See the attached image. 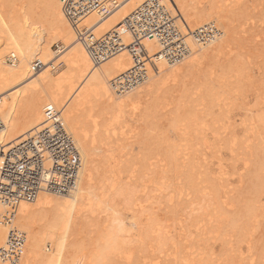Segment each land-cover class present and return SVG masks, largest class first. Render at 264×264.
Segmentation results:
<instances>
[{
  "label": "bare ground",
  "instance_id": "obj_1",
  "mask_svg": "<svg viewBox=\"0 0 264 264\" xmlns=\"http://www.w3.org/2000/svg\"><path fill=\"white\" fill-rule=\"evenodd\" d=\"M232 1L25 0L19 4L0 0V159L17 145L24 147L28 135L46 124L50 111L58 112L57 119L79 157L77 182L69 191L40 189L32 199L0 194V264H122L120 260L151 264L145 252L150 254L151 242L150 248L161 251L167 246L168 218L172 225L176 223L173 229L180 231L179 236L184 227H188L187 236L191 226L195 233L198 225V240L219 228L230 231L233 239H224L225 256L214 262L202 249L187 250L193 242L185 236L187 244H176L164 257L166 263L160 264H254L252 252L264 264V238L259 242L258 237L264 214V69L251 76L242 54L246 45L251 51L255 47L258 53L264 51V12L261 26H256L254 11L244 10L240 0ZM243 17L251 19L246 27L240 26ZM51 44H57L56 50ZM218 67L221 74L216 76ZM227 76L237 81L225 84L235 86L236 97L217 91L222 79L218 77ZM203 77H214L217 88L212 86L214 80L205 84L206 106L201 103L198 108L200 103L194 107L185 101L186 106L170 107L174 115L169 131L161 133L148 114L150 106L162 95L165 100L169 90L182 94L189 86L186 80L200 83ZM242 79L253 87L248 98L238 91L240 82L244 85ZM95 104L101 106L100 123L95 121L97 116L90 118ZM128 108L134 118L142 115L144 122L138 142L133 138L135 154L120 143L114 127H107L119 117L116 112ZM178 108L196 109L198 115ZM85 116L88 123L93 121L92 129H86ZM237 116L243 133L236 128ZM191 137L200 142L201 148L195 149L199 153L188 143ZM226 145L234 160L242 156L244 171L239 181L243 182L245 173L251 174L247 190L253 196L249 199L239 193L237 198L236 187L227 185L221 153L216 154ZM36 147L40 149L37 143ZM208 148H216L211 152L218 162L216 177L211 175ZM20 156L14 153L9 158L18 162ZM169 173L174 175L170 176L173 182ZM0 184L8 187L2 173ZM176 185L179 198L172 200L168 192L167 214H163L158 197ZM148 190L156 195L147 196ZM210 195L214 201L204 206L202 200ZM116 197L123 199L120 205L127 215L120 216L116 204H110L119 200ZM104 209L114 215L103 223L95 221ZM87 217L98 234L92 238L80 234L85 224L78 221ZM241 242L246 244L247 259Z\"/></svg>",
  "mask_w": 264,
  "mask_h": 264
},
{
  "label": "rangeland",
  "instance_id": "obj_2",
  "mask_svg": "<svg viewBox=\"0 0 264 264\" xmlns=\"http://www.w3.org/2000/svg\"><path fill=\"white\" fill-rule=\"evenodd\" d=\"M3 1V0H2ZM23 1V0H22ZM25 1V0H24ZM21 2V0L19 1V0H17V2L20 4V3H23V4H25V2ZM241 2H239L238 3V5L239 6H241V7H243L244 8V10H245V8L247 7L249 10H252V11H254V20L256 21V26H258V25H260L261 23L259 22V20H261L260 19V15H261V13L262 12H264V3L263 2H261V0H240ZM250 1V2H249ZM232 2H234V0L232 1ZM255 2V3H254ZM18 3H16V4H18ZM243 3H244V6H243ZM260 3V4H259ZM257 4H259V5H257ZM255 8H254V7ZM260 6H261V10H260ZM259 12V13H258ZM257 13V15H255ZM243 20V21H242ZM241 21L243 22V23H241V27H246L247 26V24L249 23L248 22V20L249 21H251V19H247V21H245V18L243 17V19H242ZM262 20H264V19H262ZM258 22V23H257ZM244 25V26H243ZM261 25H264V24H261ZM260 25V26H261ZM246 44V43H245ZM52 45V49L53 50H56V46H57V44H51ZM255 48H258L259 49V47H255ZM247 49V50H246ZM258 49H256V51L258 50ZM245 52L244 51H242V54H243V57L246 59V60H248L247 61V63H249V65H247L246 64V66L247 67H249L248 69H252V70H249L250 71V73H251V76L253 75H255L258 71L259 72H262L261 70H263L264 69V51L263 52H256V51H251L252 49H251V47H247V45L245 46ZM247 53V54H246ZM262 55V56H261ZM248 56H250V58L248 57ZM252 56V57H251ZM241 57H242V55H241ZM243 58V59H244ZM248 58V59H247ZM244 59V60H245ZM261 63V64H260ZM251 64V65H250ZM221 68V67H220ZM216 70L218 71H220V69H219V67L218 68H216ZM218 71V73H217V75L216 76H218V74L220 75L221 74V72H219ZM210 74V73H209ZM206 77L208 76L207 74H204ZM219 78H222V79H219ZM225 77H218V79L219 80H221V82H219V83H221V88H216V87H214L215 85H214V83H215V80H214V77H213V79L211 78H202L203 79V82H200L199 83V81H198V83H199V85H198V83H196L197 81L195 80L194 82H192L191 80H186V82L187 81H189V82H191V84H189V82H187L186 83V85H189L188 86V88L186 87V90H187V92H186V90L185 91H183L182 92V94H181V92H178L179 94H176L177 92L176 91H174V90H169V93L167 94H165L166 96L164 97L165 98V100H163V96L164 95H162V97L158 100V101H155V102H153L154 104H153V106L151 105L150 106V110H151V112L153 113V114H156V115H154V116H156V119H155V117H153V114L151 113V112H149L148 111V114L149 115H151L152 116V118H153V120L155 121V125H156V127L159 129V131L161 132V133H163V134H167V132L169 131V124H170V119H171V117H172V115H174V112H170V109L174 106V108H175V110L177 109V107H175L176 105L178 106L179 104V107H181V104L182 105H184V106H186V102H188L187 103V105L188 104H190V105H192V106H196V104L197 103H200V104H198V108H200L201 107V105L204 103V105L206 106V99H207V92H206V88L207 87H205V84L207 85V86H209V85H211V82H212V80H214L213 82H212V86L214 87V88H216L217 89V91H219V92H223V94L227 97V95L229 94V96L231 95V96H237V94H238V92L235 90L236 88H235V86H225V84H226V81L228 82V81H231V80H233V81H235V83L237 82L236 80H234V77H230V76H227L225 79H224ZM30 79H32V77L30 78ZM210 79V80H209ZM227 79V80H226ZM204 80H205V82L206 81H208L207 83H204ZM211 81V82H210ZM225 83H224V82ZM241 81H243L244 83V85H242V83L240 82V89L238 90V91H242L243 90V92H244V95L242 96V97H246V98H248L247 96L248 95H250V96H252V93H253V87L250 85V84H245V81H244V79H242ZM197 86V89L195 88L196 86L194 85V84ZM200 84H202V88H203V90L201 89V85ZM222 84H224L223 86H222ZM170 85H173V84H170ZM191 85V86H190ZM204 85V86H203ZM245 85H246V87H245ZM238 86V85H237ZM190 87H193L192 89H194V90H192ZM225 87H227L228 88V90L225 88ZM244 87H245V89H244ZM248 87V88H247ZM242 88V89H241ZM176 90H183V88L182 87H179V88H175ZM189 89V90H188ZM200 89V90H199ZM219 89H221V90H219ZM192 90V91H191ZM245 90V91H244ZM248 90V91H247ZM188 91H189V95L187 94L188 93ZM198 91H199V93H198ZM203 91V92H202ZM171 92H173V93H171ZM190 92L193 94V96H194V100H193V96L191 97V94H190ZM231 92V93H230ZM175 93V94H174ZM200 94L199 96H198V94ZM201 93L203 94V95H201ZM227 93V94H226ZM236 93V94H235ZM246 93V94H245ZM197 94V95H196ZM167 95H168V97H167ZM186 95V96H185ZM196 95V96H195ZM239 95V94H238ZM179 96V97H178ZM182 96V97H181ZM204 98H203V97ZM228 96V97H229ZM235 96V97H236ZM170 97V99H168ZM181 97V98H180ZM191 97V98H190ZM222 97H224V96H221L220 98H222ZM167 98V99H166ZM173 98V99H172ZM177 98H179L180 99V102H179V99H177ZM199 98H202L201 99V102H199L200 100H199ZM161 99L163 100L162 102H161ZM174 99H175V101H174ZM183 99V101H181ZM171 100V101H170ZM176 100H177V103H176ZM188 100V101H187ZM192 100V101H191ZM166 101H168V103H166ZM186 101V102H185ZM241 101L242 100H238L237 102H239V103H241ZM173 102H175L174 104H173ZM193 102V103H192ZM195 102H196V104H195ZM167 105H166V104ZM171 103V104H170ZM184 103V104H183ZM202 103V104H201ZM164 104V105H163ZM96 105V104H95ZM160 105V106H159ZM172 105V106H171ZM169 106V107H168ZM194 106V107H195ZM157 107V108H156ZM171 107V108H170ZM100 108H101V106L100 105H96V106H93L92 107V111H91V113H93V114H91V116H90V118L92 119V118H94L93 120H95V116H97V118H96V122H98V123H100V121H102L103 120V118L102 119H100L101 117H102V115H101V113H100ZM155 108V111H153L152 109H154ZM174 108H173V110H174ZM157 109H159V110H157ZM179 109V108H178ZM130 109L128 108V109H126L124 112H122V111H119V112H116L117 113V116H119V117H117V118H115L114 120H116V122L113 120H111L110 121V124L108 123L107 124V127H110V128H113L114 127V129H115V131H116V134L117 133H120V135L119 134H117V136H119V137H117V138H119V139H121V142H120V140L118 139V141L120 142V143H122L123 142V145L125 146V148H126V150L129 152L130 150H131V153H136L137 152V150H138V148H137V146H135L137 143H135L134 142V139L133 138H135L136 137V142H138V140H137V133L139 134L140 133V131L142 130L141 128L143 127V120H142V115L140 116H137L136 115V117L137 118H134L132 115V112L130 111ZM148 110V109H147ZM174 110V111H175ZM179 110H185V111H187V112H193L192 114H194L195 116H193V117H197L196 116V114L198 115V111H196V109H192V108H184V109H179ZM99 111V112H98ZM185 111H183V113L185 112ZM196 111V112H195ZM234 112H236V111H242L243 112V110H233ZM96 112V113H95ZM180 112H182V111H180ZM85 113V112H84ZM237 113H239V112H237ZM120 114H121V116H120ZM192 114H191V116H192ZM95 115V116H94ZM100 115H101V117H100ZM93 116V117H92ZM163 116V117H162ZM122 118V120L123 121H121V118ZM183 117V116H182ZM87 118H89V116L87 115ZM86 118V116H85V119L83 118V121H85L86 123H85V127H86V129H92L93 128V121L92 122H89L88 123V121H89V119L88 120H86L87 119ZM99 118V119H98ZM119 118V119H118ZM138 118H141L140 120H137ZM207 118V117H206ZM236 118V125H237V127L236 128H239V130H242V133H243V128L241 127V125L240 124H238V123H240V121H238L239 120V118L240 117H235ZM90 119V120H91ZM97 120H99V121H97ZM162 120V121H161ZM107 122L109 121V120H106ZM119 121V122H118ZM127 121V122H126ZM111 122L112 123H114V125L112 126L111 125ZM143 122V123H142ZM119 123V124H118ZM127 124V125H126ZM160 124V125H159ZM109 125V126H108ZM87 126H89V127H87ZM121 126V128H122V130L120 131V129L121 128H119ZM142 126V127H141ZM240 126V127H239ZM97 127H99V125L97 126ZM139 127H141V128H139ZM100 128V127H99ZM116 128H118V129H116ZM126 128V129H125ZM131 128V129H130ZM139 130H138V129ZM133 129V130H132ZM136 129V130H135ZM117 130H119V131H117ZM134 131H136V133H133ZM209 131V130H208ZM124 132V133H123ZM122 133V134H121ZM178 133V132H177ZM239 134V133H238ZM240 134H241V132H240ZM126 135V136H125ZM131 136H133V137H131ZM135 136V137H134ZM121 137V138H120ZM238 138V137H237ZM243 138V137H242ZM122 140H125V141H122ZM133 140V141H132ZM251 140H252V137H251ZM190 142H188V143H190V144H193V145H195L194 146V148H192L193 149V151L195 152L196 151V153H199V151H197V150H195L197 147L198 148H201L200 147V142L197 140V139H195V138H193V137H191L190 138V140H189ZM126 142V143H125ZM134 142V143H133ZM129 143V144H128ZM130 144H132V146H131V148H129L130 147ZM199 145V146H198ZM227 145H228V143H227ZM227 145H226V147H223V149L222 150H220V151H216V154L217 155H219L220 153H221V155H220V162H222V165L224 166L223 168H224V170L227 172V174H226V178H228V183L230 184H227L228 186H229V188L232 186V187H236V195H237V198H238V193L240 194V195H242L244 198L243 199H245V198H247V199H249V198H251L252 196H253V193L251 192V190L249 189V190H247V186H248V180H249V178L251 177V174L250 173H245V175H244V177H243V182H241V181H239V174L240 173H243V169H242V161L239 159L240 157H242V156H236V157H239L238 158V162L236 161V160H234L232 157H231V154H230V151H229V147H227ZM126 146H128V147H126ZM134 150H136V151H134ZM208 150H209V148H208ZM216 150V148H214V150H209L207 153H208V155H210V157H209V160H211V175H213V176H217L218 175V173L216 172L217 171V168H218V162H217V159L216 158H214V157H212L211 156V152L212 151H215ZM133 151V152H132ZM99 153V152H98ZM237 159V158H236ZM216 162V163H215ZM169 175V180H171L172 182H173V178H174V175L172 174V173H169L168 174ZM170 176H172V177H170ZM170 178H172V179H170ZM225 179V177H222V180H224ZM178 181H180V180H178ZM178 187V185H176V187H175V189L173 190H167V191H163V192H165V195H164V193H161L160 195H159V199H160V203L159 204H161L159 207H161V210H162V212H163V214H167V208H168V205H169V203H168V200H167V197H169V195H168V192H170L169 194L170 195H173V198H172V200H175V199H177V197H178V192H177V190H176V188ZM148 192H149V190H148ZM249 192H251V194H250V196H249ZM150 193H153V194H155L156 192L155 191H152V190H150V192L148 193V195L147 196H152V194H150ZM167 194V195H166ZM230 194V193H229ZM156 195V194H155ZM211 196V195H210ZM205 197V196H204ZM154 198V197H153ZM151 199L150 198V200H154V199ZM179 198V197H178ZM237 198L236 199H234V204H235V202L237 201ZM116 199H119L118 201L117 200H114V202L112 203V201H111V203L110 204H112V205H114V204H116V205H114L116 208H118V209H115V210H120V216H123V214H125V215H127L128 214V212H126V211H124L123 209H122V205H120V203H122V200L123 199H121L120 197L118 198V197H116ZM158 199V200H159ZM212 199V200H211ZM263 200H264V198H262ZM171 200V201H172ZM208 200H210V201H214V199H213V197L211 196V198H209V199H206V200H202L203 202V205L204 204H206L207 202H210V201H208ZM116 201H117V203H116ZM264 203V202H263ZM236 205V204H235ZM103 206V205H102ZM204 206H206V205H204ZM190 207L191 206H189L186 210H189L190 209ZM226 209H228V210H226V211H230V212H233V210H231L232 208L231 207H225ZM234 209V208H233ZM106 212V213H105ZM124 212V213H123ZM105 215H106V217H105ZM110 215H114V214H111V210H108V209H104V211L103 212H101V213H99V215L97 216L96 215V218H99V219H94L95 221H99L100 220V222H102V220L104 219V218H110L111 216ZM94 216H95V214H94ZM100 216V217H99ZM91 218H93V217H91ZM101 218V219H100ZM83 218H81L79 221H78V224H80L81 223V225H82V223L84 222V224L85 225H83L84 227H82L81 229H83L82 231H80V234H83L84 236L86 235V237H88V238H92V236L94 237V236H97L98 234H96V227H95V225H94V223H93V225H90V223H89V219L90 218H86L85 219V221H83L82 220ZM109 221V220H108ZM168 221V222H167ZM166 223H167V225H170L169 226V229L171 230L170 231V238H168V241H167V246L161 251L159 248H150V247H152L153 245H154V242H151V244H152V246H150L151 244L149 243L148 244V250L150 251V254L149 253H147V252H145V254H146V256H147V258L148 259H151V261H150V263L152 264H160V263H162V262H164V263H166V260H164V257L166 258V257H168L166 254H168V253H172V251L174 250V246L177 244H187V238L186 237H188L189 238V236L191 237V239H192V237L194 238V240L192 241L190 238V241L191 242H193V244L192 243H190V241H188L190 244H192V245H190L189 247H187V250L189 249V250H193V251H195V252H197L198 250L199 251H201V249H202V251H204V254H205V256L207 257V258H209V259H211V260H213L214 262H220V261H222V259L224 258V256H225V254H224V249L226 248V247H228V244L226 243V242H224V239H226V238H230V239H233V237L231 236V232L230 231H224V230H221V228H219V229H215V231L213 230V231H211L210 230V232H208L207 233V237L205 238V239H203L202 238V240H198V238L200 239L201 237L197 234V231L199 230V226L197 225H195L196 227V231H194L195 233H193V230L192 229H194V226H191V227H189V232H188V236L185 234V231L188 229V227H187V229L184 227V232L182 231V233H184V234H180V236L178 235L179 233H180V231L179 230H177V231H179V232H175V230L173 229V227H174V225H176V223L174 224V225H172V221H171V219L170 218H168V220H166L165 221ZM202 222V221H201ZM103 223V222H102ZM165 223V224H166ZM203 223V222H202ZM87 224V225H86ZM199 225H200V222H199ZM92 226V227H91ZM85 228V229H84ZM192 228V229H191ZM80 229V230H81ZM95 229V230H94ZM192 230V231H191ZM195 230V229H194ZM259 235H258V237L260 236V238L261 239H259V242L260 241H262V239L264 238L263 236V234H264V214H263V217H262V220H261V226H260V229H259ZM90 232H91V234H90ZM95 232V233H94ZM263 233V234H262ZM194 234V235H193ZM193 235V236H192ZM90 236V237H89ZM186 236V237H185ZM186 238V239H185ZM186 240V241H185ZM235 240V239H234ZM177 242H179V243H177ZM186 242V243H185ZM173 243H174V245H173ZM232 243H234V242H232ZM239 246H241V251H242V256L243 257H245V256H247V257H245L246 259L248 258V256H249V254H248V251H247V249H246V244H245V242H241V243H239ZM150 248V249H149ZM168 249V250H167ZM197 250V251H196ZM236 251H238V250H236ZM195 252H193V254L195 253ZM239 252V251H238ZM165 253V254H164ZM240 253V252H239ZM253 253V255L254 256H252L253 258H254V264H260V260H258V256L254 253V252H252ZM257 253H260V252H258L257 251ZM172 255H170L169 257H171ZM120 260V259H119ZM242 260V259H241ZM121 261V263L122 264H124V262L122 261V260H120ZM161 261V262H160ZM245 261V260H244ZM133 262V261H132ZM132 262L130 263V264H132ZM262 264H263V262H262Z\"/></svg>",
  "mask_w": 264,
  "mask_h": 264
},
{
  "label": "built area",
  "instance_id": "obj_3",
  "mask_svg": "<svg viewBox=\"0 0 264 264\" xmlns=\"http://www.w3.org/2000/svg\"><path fill=\"white\" fill-rule=\"evenodd\" d=\"M57 116L58 112L46 113L48 121L28 135L24 147L17 145L2 155L0 173L7 178L8 187L0 184V194L10 199H32L40 189L65 192L75 187L79 157ZM14 153L21 155L18 162L10 161Z\"/></svg>",
  "mask_w": 264,
  "mask_h": 264
}]
</instances>
